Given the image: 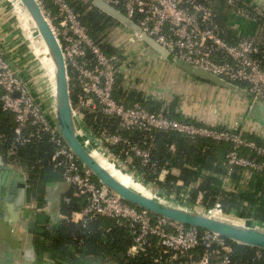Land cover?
<instances>
[{"label": "built area", "instance_id": "1", "mask_svg": "<svg viewBox=\"0 0 264 264\" xmlns=\"http://www.w3.org/2000/svg\"><path fill=\"white\" fill-rule=\"evenodd\" d=\"M37 1L59 41L68 75H73L79 88L78 102L73 108L104 156L109 157L107 147L118 146L120 150L113 161L120 167L132 165L134 159H139L144 167H153L149 150L132 139L131 134L168 132L191 140L229 145L231 149L224 164L227 175L236 169L264 175V147L245 139L240 132L177 121L164 112H151L137 102L129 107L117 102L113 96L115 76L124 62L123 59L120 61L124 53L107 55L102 44L88 35L69 0ZM101 1L138 25L144 34L167 51L171 60L198 68L236 86L244 85L243 89L250 94L253 103L264 105V48L248 36L226 39L215 20V8L221 4L246 18L253 19L260 14L244 4V0ZM80 2L91 4V0ZM134 40L139 42V47L145 46L135 36ZM118 62L120 66L117 67ZM0 109L12 114L15 123L14 144L7 149L8 156L18 154V145L27 142L29 133L47 135L53 147L51 162L62 170V180L72 188L71 195L63 198V204H82L77 210L65 214L66 220L86 226L90 221L106 218L118 227L127 228L132 237L127 251L130 257L149 247L150 238H156L161 253L172 254L171 261L177 255L185 257L186 260L178 264H232L225 239L127 204L102 186L91 171L78 162L54 130L35 97L24 64L19 60L12 62L2 49ZM112 120L117 122L113 133L107 130V124ZM155 171L161 172L159 169ZM191 190L192 186H187L186 191L176 196L180 201L172 200L209 213L223 214L219 200L208 209L201 205L199 197L194 204L188 203ZM197 248H202L204 253L199 260H194L191 252ZM263 254L256 250L257 257ZM155 261L159 263L161 257Z\"/></svg>", "mask_w": 264, "mask_h": 264}, {"label": "trees", "instance_id": "2", "mask_svg": "<svg viewBox=\"0 0 264 264\" xmlns=\"http://www.w3.org/2000/svg\"><path fill=\"white\" fill-rule=\"evenodd\" d=\"M70 6L85 25L88 35L102 44L103 51L107 55H114L115 50L103 41L105 29L115 23L109 17L91 6L90 2L81 3L77 0H69ZM225 5V4H224ZM254 15V13L252 12ZM259 15L257 19H261ZM217 25L223 30L226 39H236L223 27L219 14L215 18ZM117 24V23H115ZM264 48V44L259 45ZM123 59L120 57V61ZM120 62L117 63V67ZM70 76V98L73 107L77 104L79 88ZM122 75L117 72L113 96L117 102L129 107L134 103H140L151 112H160L159 105L146 102L142 94H127L120 87ZM240 88L244 85L238 84ZM144 103V104H143ZM176 102L164 112L166 116L179 121L203 125L194 120H182L175 114ZM83 113V112H81ZM90 124V120H89ZM116 121H109L107 130L114 132ZM14 119L12 114L4 113L0 109V153L5 159L22 168L27 177L28 193L31 198L41 201L43 185L47 180H56L62 177V170L54 167L51 162L52 145L46 134L34 135L29 133L27 142L18 145V154L8 156L7 149L14 144ZM235 132H240V129ZM242 136L259 146L264 147V141L253 136ZM131 138L138 141L141 146L150 152L153 167H144L139 159H134L129 170H136L144 176L148 182L155 183L160 189L167 193H179L183 188L192 186L188 203L194 204L198 197L203 207L211 208L219 200L222 211L226 215L251 220L257 224L264 225V175L236 169L231 175L225 171V156L231 149L229 145L213 143L210 141L196 139L191 140L175 133L155 132L152 134L133 132ZM109 150L118 156L120 148L109 146ZM121 160V159H120ZM176 168L181 174L179 178L167 177L166 180L156 181L153 177L155 169ZM225 182H232V189L228 190L222 185L219 178ZM55 178V179H54ZM181 182L180 186L177 185ZM246 182V183H245ZM71 194H68L70 196ZM77 205H62V219L54 229L41 227L36 234V247L40 254L48 253L63 264H105L112 261L114 264H178L185 261V257L177 255L171 261L172 254L163 255L156 238H150V246L138 252L135 256H127V251L132 244V237L127 228L118 227L114 221L99 218L82 226L81 223L71 222L65 219V214L81 207ZM230 249L232 264H264V254L257 257L256 250L237 245L225 240ZM204 253L202 248L191 252L194 260H199ZM161 261L156 262V258Z\"/></svg>", "mask_w": 264, "mask_h": 264}, {"label": "crops", "instance_id": "3", "mask_svg": "<svg viewBox=\"0 0 264 264\" xmlns=\"http://www.w3.org/2000/svg\"><path fill=\"white\" fill-rule=\"evenodd\" d=\"M77 1L80 2V0ZM244 4H247L252 9L255 8L260 11L259 16L262 18L256 20V17L253 19L243 17L230 7L221 4L215 8L219 14L221 24L232 36H248L256 44H264V0H244ZM115 23L110 24L109 27L105 29L106 34L103 38V42L106 45H110L115 50V53L123 54L125 51L131 52L134 50V53L131 52L129 57L123 55L122 58L124 62L119 70V73L122 75L120 87L127 96L142 94L144 99L143 102L159 105L160 112H167L172 103L176 102V107L174 109L175 114L182 120H194L208 127H220L231 131L240 129V133L243 135L253 136L264 141L263 122L241 119V112L246 105L241 94L220 92L221 100L224 103L223 108L227 111L231 107L236 108V112L233 111L231 114L233 121L229 122L230 119H228L230 125L228 128L222 123L224 119H214V121L212 116L206 115L205 112L207 110L203 111L202 109L201 113H203L204 117L199 116L196 114L195 110L197 108V103H194V106H190L187 101L188 98L186 97L187 100L185 99V94L191 92L190 90L193 91V94H198L200 90L204 94L208 91H215V89L210 85L200 83L197 79L172 67L168 62L161 59L152 51L144 47L136 48L132 44L134 42L133 34L118 23ZM34 42L25 17L20 12L7 7L4 1L0 0V49L6 52L8 58L11 59L12 62L19 60L24 65H29V63H27L30 60L29 52L33 49ZM129 46H132L131 49H129ZM156 59L158 60L156 61ZM148 68H150V70ZM157 69H160L163 73L160 74ZM39 73L40 72H38V74ZM240 89L244 90L243 88ZM192 93L191 95H193ZM206 108L207 107H204V110ZM210 117L211 120L208 119ZM169 118L176 120L172 117ZM177 121L179 120L177 119ZM107 151L109 153L108 159L112 161L115 160L117 156L114 155L108 147ZM128 167L129 166H126L123 169L132 175L133 178L141 181L149 189L160 195L178 196L182 194L183 191H186L185 187L178 194L167 193L163 189H160L155 183L146 181L144 176L139 174L136 170H129ZM4 169L8 172V178L13 176L12 173H16L20 176L23 175L25 183L27 182L24 170L16 164L9 163L4 155L0 153V176L5 171ZM159 170L161 172L155 173L156 171H154L153 173V177L156 181L164 182L169 176L179 178L181 174L180 170L176 168H167L164 169V171L160 168ZM219 179L222 181V185L225 188L228 190L232 189L233 185L230 180L225 182L223 178L220 177ZM180 183L179 181L177 185L180 186ZM47 187L49 188L47 189ZM57 189H59L58 192L60 197L58 203L52 204L50 202H54L56 199L58 193ZM71 191L72 188L67 185L61 177H58L56 180L49 179L43 185L41 201L31 198L27 188V196L23 207L15 208L10 206L11 208H8L10 209V213L7 212L8 209H5L6 207L4 208V222L6 226L12 229L14 245L10 242L0 240V264H63L56 258H52L50 254H40L37 251L36 234L37 230L41 227L54 229L57 226L62 219L61 208L62 205H64L63 198L71 194ZM236 219L243 222L248 221L255 223L251 220ZM29 229H31L32 232H29ZM29 234H32L33 237L31 242L32 250L30 251L28 248ZM8 255L10 256L8 257ZM105 264L114 263L112 261H107Z\"/></svg>", "mask_w": 264, "mask_h": 264}, {"label": "water", "instance_id": "4", "mask_svg": "<svg viewBox=\"0 0 264 264\" xmlns=\"http://www.w3.org/2000/svg\"><path fill=\"white\" fill-rule=\"evenodd\" d=\"M3 1L7 7L20 12L25 17L32 38L35 41L33 49L29 52L30 60L27 62L29 65L25 64L24 67L38 103L48 117L54 130L78 162L89 169L94 178L102 186L119 196L127 204L148 211L155 216L165 218L186 227L207 231L237 245L264 252L263 224H255L248 221L243 222L236 218H234L235 220H230L205 210L178 204L172 199L149 189L141 181L136 180L122 167L117 165L116 162L104 156L82 126L73 108L65 58L49 21L43 15L40 3L37 0ZM91 6L121 25L124 29L130 31L150 51L168 62L172 67L199 81H203L230 93L241 94L246 102L244 110L241 112V119L264 123V105L253 103L252 97L247 91L198 68L171 60L168 57L167 51L159 46L152 38L144 34L138 25L125 17L120 11L105 4L101 0H91ZM43 45L48 49V54L45 53ZM52 61L55 64L56 71L55 83L52 82L50 77ZM38 72L40 73L38 74ZM91 151L100 154L103 159L113 164L121 174H124L134 184L141 187L145 194H140L132 188H127L122 185L120 181L112 177L110 173L103 169L91 157ZM12 175V177L17 176L22 183L8 191L2 188L7 181L8 172L5 170L0 176V240L10 242L14 245L12 229L6 226L1 207L3 202L13 203L15 208L23 207L26 197V186L23 175L20 176L16 173H12ZM9 179L10 177L8 181ZM58 191L59 189H57ZM58 194L59 192L54 202L50 203H58L60 197V194ZM29 232H32L31 229H29ZM32 238V234H29V251L32 250Z\"/></svg>", "mask_w": 264, "mask_h": 264}, {"label": "rangeland", "instance_id": "5", "mask_svg": "<svg viewBox=\"0 0 264 264\" xmlns=\"http://www.w3.org/2000/svg\"><path fill=\"white\" fill-rule=\"evenodd\" d=\"M139 43L137 40H134V42L132 43L136 48L139 47ZM132 45V46H133ZM143 45V44H142ZM132 46H129V49H131ZM142 47V46H141ZM146 49H148L146 46H144ZM149 50V49H148ZM150 51V50H149ZM126 52V51H125ZM123 52V53H125ZM132 53H134V50L131 51ZM131 52H127L124 54V56L126 57H129V55L131 54ZM152 53V52H151ZM154 55V54H153ZM156 57V56H154ZM158 59H156L157 61ZM147 68V67H145ZM150 70V68H148ZM159 70L158 72L160 74L163 73V71H160V69H157ZM199 81V80H198ZM200 83H204V84H207L203 81H199ZM207 85H210V84H207ZM211 87H213L214 90L212 91H208V92H205L204 94L201 92V90L198 92V94H193L192 90H190L191 92H187V94H185V99L187 100L188 98V103L190 106H194V103H197V108L195 109L196 110V114H198L199 116L201 117H204L203 116V113H201V110L203 109V111H206L205 114L206 115H210L213 117V120L216 119H224V122H222L224 125H226L225 127L228 128L230 125H229V122L233 121V117H232V112H236V108H230L228 111L223 108L224 107V103L222 102L221 100V97H220V92H228L226 90H223L221 88H217L215 86H212L210 85ZM191 93L193 95H191ZM187 97V98H186ZM204 107H207L205 110H204ZM209 120H211V117L208 118ZM228 119H230V121L228 122ZM215 121V120H214ZM220 128V127H219ZM177 195H172V197H167V198H171V199H174V200H177V201H180L178 199V197H176ZM189 198H190V194H189ZM189 200V199H188ZM201 203V201H200ZM206 209H208L207 207H204ZM223 217H226L227 219H230V220H235L234 217H230L228 215H224V213L221 215Z\"/></svg>", "mask_w": 264, "mask_h": 264}, {"label": "bare ground", "instance_id": "6", "mask_svg": "<svg viewBox=\"0 0 264 264\" xmlns=\"http://www.w3.org/2000/svg\"><path fill=\"white\" fill-rule=\"evenodd\" d=\"M43 48L45 49V53L48 54V49L45 48V46L43 45ZM55 75H56V71H55V64L52 61L51 63V78H52V82L55 83ZM91 157L103 168L105 169L108 173H110V175L112 177H114L115 179H117L118 181H120V183H122V185H124L127 188H132L133 190H135L136 192L140 193V194H145L142 190L141 187H139L138 185L134 184L132 182V180L128 177H126L124 174H121L116 167L109 163L107 160L103 159V157L94 152L91 151Z\"/></svg>", "mask_w": 264, "mask_h": 264}, {"label": "flooded vegetation", "instance_id": "7", "mask_svg": "<svg viewBox=\"0 0 264 264\" xmlns=\"http://www.w3.org/2000/svg\"><path fill=\"white\" fill-rule=\"evenodd\" d=\"M22 183L21 180H19L17 177H10L9 181L7 180V182L4 184V186L2 187L3 189H5V191H8V190H11V189H14V187H16V185ZM8 184V186H6ZM1 186V185H0ZM25 186H26V196H27V182L25 183ZM0 196H1V193H0ZM26 199V197H25ZM14 207L13 203H8V202H3L2 203V214H3V211H4V208L5 209H8V208H11V207ZM10 209L7 210L8 213Z\"/></svg>", "mask_w": 264, "mask_h": 264}]
</instances>
